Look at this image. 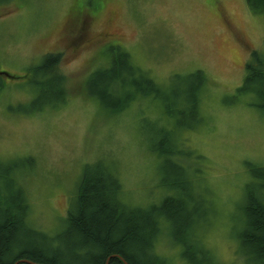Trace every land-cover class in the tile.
Returning a JSON list of instances; mask_svg holds the SVG:
<instances>
[{
    "label": "rangeland",
    "instance_id": "rangeland-1",
    "mask_svg": "<svg viewBox=\"0 0 264 264\" xmlns=\"http://www.w3.org/2000/svg\"><path fill=\"white\" fill-rule=\"evenodd\" d=\"M111 47L127 51L159 85L168 86L175 75L205 74L203 124L180 134L191 155L181 161L192 174V188L210 206L196 234L219 264H247L239 254V221L250 167L264 166V112L252 106L255 97L237 94L251 55L264 53V14L253 13L247 0L0 5V71L14 77L1 78L6 85L0 91V168L16 164L14 173H24L18 181L29 200L28 221L50 237L61 234L81 175L95 162L119 177L127 205L147 208L166 193L164 163L150 148L156 133L174 122L169 119L164 127L165 120H158L164 114L152 96L117 115L87 91L92 76L110 66ZM51 53L61 55L67 99L29 113L35 95L26 77ZM49 96L43 89L45 102ZM30 158L33 167L25 163ZM155 252L170 264H188L165 223Z\"/></svg>",
    "mask_w": 264,
    "mask_h": 264
},
{
    "label": "trees",
    "instance_id": "trees-1",
    "mask_svg": "<svg viewBox=\"0 0 264 264\" xmlns=\"http://www.w3.org/2000/svg\"><path fill=\"white\" fill-rule=\"evenodd\" d=\"M10 1L0 0V5ZM247 2L253 13L264 14V0ZM111 52L110 66L92 76L87 91L102 107L117 115L126 112L139 98L152 96L164 114L161 113L158 120L162 124L165 120L164 127L167 120L174 122L175 127L167 126L156 133L154 147L150 148L164 163L166 176L161 188L166 193L160 203L147 208L127 205L121 198L124 188L119 177L103 161V164L95 162L81 175L78 193L64 221V231L50 237L28 221L29 200L18 181L24 173H14L19 167L16 164L2 167L0 264L20 261L34 264H170L155 252L164 223L169 226L171 237L181 247L182 257L188 264H219L214 253L196 234L199 223L207 220L210 206L192 188V174L181 161L183 157L185 160L191 158L184 149L186 144L184 146L180 140L181 132L195 130L203 124L201 103L208 83L205 74L197 71L186 76L175 75L168 86H163L136 66L127 51L111 47ZM60 56L45 55L39 65L29 69L26 87L35 99L27 112H40L45 105L54 103L49 107L53 108L57 107L55 103L66 101L65 78L59 71ZM1 78L0 91L6 85ZM43 89L53 95L48 97V102L41 97ZM237 94L252 95L257 101L252 106L264 112V53L251 55ZM25 161L33 167L31 158ZM250 173L252 181L246 186L239 221L238 248L247 264H264V166L252 165ZM2 186L5 191L1 190Z\"/></svg>",
    "mask_w": 264,
    "mask_h": 264
},
{
    "label": "water",
    "instance_id": "water-1",
    "mask_svg": "<svg viewBox=\"0 0 264 264\" xmlns=\"http://www.w3.org/2000/svg\"><path fill=\"white\" fill-rule=\"evenodd\" d=\"M7 76V77H9V78H14L12 75H10L9 73H6V72H1L0 71V76ZM16 78V77H15ZM19 263H29V264H34V263H31V262H28V261H20V262H18V263H16V264H19ZM125 263V262H124ZM125 264H127V263H125Z\"/></svg>",
    "mask_w": 264,
    "mask_h": 264
}]
</instances>
